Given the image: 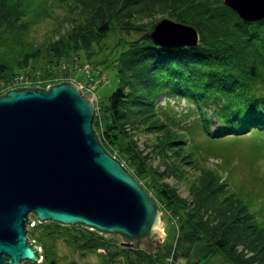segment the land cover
Listing matches in <instances>:
<instances>
[{"label": "trees", "instance_id": "obj_1", "mask_svg": "<svg viewBox=\"0 0 264 264\" xmlns=\"http://www.w3.org/2000/svg\"><path fill=\"white\" fill-rule=\"evenodd\" d=\"M162 17L192 26L197 44H153L148 33ZM77 60L95 72L113 69L118 85L106 103L96 102L92 128L160 207L164 236L158 250L124 247L118 234L33 221L26 236L40 260L23 264H57L58 242L80 257L98 254L99 264H208L215 257L264 264L258 196L231 191L217 170L200 165L196 147L154 104L161 95L181 98L206 140L250 134L264 151V18L242 21L222 0H0V94L13 88L9 79L51 81ZM136 137H144L142 147Z\"/></svg>", "mask_w": 264, "mask_h": 264}, {"label": "water", "instance_id": "obj_2", "mask_svg": "<svg viewBox=\"0 0 264 264\" xmlns=\"http://www.w3.org/2000/svg\"><path fill=\"white\" fill-rule=\"evenodd\" d=\"M222 4L242 21L264 18V0ZM180 31L187 37L165 41ZM148 39L157 46H194L197 33L162 17ZM94 112L92 95L69 82L0 94V264L39 262L40 248L26 236L31 221L81 225L118 234L124 247L158 250L160 208L102 147L92 128Z\"/></svg>", "mask_w": 264, "mask_h": 264}, {"label": "rangeland", "instance_id": "obj_3", "mask_svg": "<svg viewBox=\"0 0 264 264\" xmlns=\"http://www.w3.org/2000/svg\"><path fill=\"white\" fill-rule=\"evenodd\" d=\"M258 9L261 10L259 7ZM170 36V39L165 41L171 42L176 39L187 37V34ZM37 37L39 34L36 35ZM110 47L104 50L109 52ZM114 52L117 49L113 50ZM107 52V53H108ZM111 54V51L109 55ZM81 60H77L75 67L71 69H63L56 74L55 79L46 81L44 79L29 80L21 79L19 82L9 79V87H31L34 82L36 85H44L43 89L47 86L53 85L52 82L61 81L69 82L76 85L79 88L80 94L92 95L94 99V111L96 110V102L106 103L107 96L117 87V82L113 74L111 67L102 68L97 66V69L103 70L102 72H95L86 65L81 64ZM90 72L93 77L92 80H88L89 76L86 75ZM104 72V73H103ZM106 75L107 84L100 85V78ZM99 79V80H98ZM50 83V84H49ZM59 83V82H58ZM57 84V82H56ZM100 86V87H99ZM84 87L88 89L85 91ZM156 112L161 118L174 130L182 134L186 142L192 143L196 150L194 154L197 162L205 167L212 168L221 174L223 181L228 185L231 191H237V189L245 188L247 191L254 192L258 198L256 203L261 213L264 215V151L257 146L254 138L250 134L242 136L241 138H227L228 140H219L220 142L206 140L203 132L201 131L200 122L198 120V114L189 112V108L192 106L181 98L169 97L164 98L161 95L155 102ZM210 128H213L212 125ZM138 145L142 147L144 143V137L135 138ZM148 142V140H146ZM114 157V156H113ZM154 164V162H153ZM191 177L193 176L192 171L187 172ZM166 181L171 183V178H167ZM178 190L181 187L177 188ZM184 195V194H182ZM160 208V207H159ZM161 211V210H160ZM162 212H164L162 208ZM171 224H175L174 219ZM116 242L121 243V239L115 236ZM155 246V245H154ZM142 247V246H141ZM57 264H99L100 257L98 254H87L84 257H80L78 252L70 247L65 246L61 242L57 243ZM102 253L101 251H97ZM208 264H227L220 257H215Z\"/></svg>", "mask_w": 264, "mask_h": 264}, {"label": "built area", "instance_id": "obj_4", "mask_svg": "<svg viewBox=\"0 0 264 264\" xmlns=\"http://www.w3.org/2000/svg\"><path fill=\"white\" fill-rule=\"evenodd\" d=\"M22 78L21 77H15L13 78V81L15 82H19ZM99 80V79H98ZM102 80V78H100V81ZM85 91H88V89H86V87H84ZM31 218V217H30ZM33 225V221L30 222V224L27 226V228L31 227Z\"/></svg>", "mask_w": 264, "mask_h": 264}]
</instances>
